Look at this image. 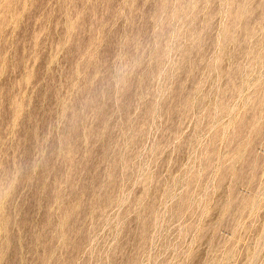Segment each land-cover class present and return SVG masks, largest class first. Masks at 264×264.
Masks as SVG:
<instances>
[{"label":"rangeland","instance_id":"obj_1","mask_svg":"<svg viewBox=\"0 0 264 264\" xmlns=\"http://www.w3.org/2000/svg\"><path fill=\"white\" fill-rule=\"evenodd\" d=\"M0 264H264V0H0Z\"/></svg>","mask_w":264,"mask_h":264}]
</instances>
